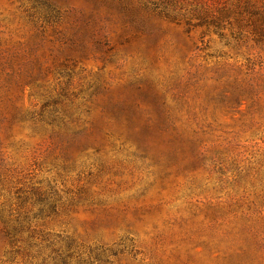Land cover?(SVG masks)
I'll use <instances>...</instances> for the list:
<instances>
[{
	"label": "rangeland",
	"instance_id": "rangeland-1",
	"mask_svg": "<svg viewBox=\"0 0 264 264\" xmlns=\"http://www.w3.org/2000/svg\"><path fill=\"white\" fill-rule=\"evenodd\" d=\"M0 264H264V0H0Z\"/></svg>",
	"mask_w": 264,
	"mask_h": 264
}]
</instances>
